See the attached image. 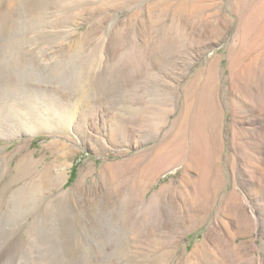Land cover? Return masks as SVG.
I'll return each mask as SVG.
<instances>
[{"label": "rangeland", "instance_id": "1", "mask_svg": "<svg viewBox=\"0 0 264 264\" xmlns=\"http://www.w3.org/2000/svg\"><path fill=\"white\" fill-rule=\"evenodd\" d=\"M0 198L16 264H264V0H0Z\"/></svg>", "mask_w": 264, "mask_h": 264}, {"label": "bare ground", "instance_id": "2", "mask_svg": "<svg viewBox=\"0 0 264 264\" xmlns=\"http://www.w3.org/2000/svg\"><path fill=\"white\" fill-rule=\"evenodd\" d=\"M208 70L209 69H207V71ZM76 90H77V95H79V97H81L83 101L82 102L83 105L77 108H78V111L80 112V117L84 121L86 120L87 116L91 114V111L94 110L92 106L94 102L92 98V88L89 82H87V80L81 79L80 82L77 84ZM54 103L58 105V108H60V110L56 111L53 108L54 113H51V116L49 117L51 121L54 123L55 127L57 126V127L64 128L68 121L74 120L73 118H74V114L76 113V106L72 104L70 105L69 100H66V97L55 98ZM52 145H54L55 148H58L62 146L63 144L60 142H53ZM33 159L34 158L29 155V152L25 151V153L20 154V156L16 160V166H15L16 178L13 179V181L4 183L3 190H6L7 186L19 184L18 189L15 190L16 192L24 190L27 194H30V196L31 195L37 196V198L43 200L44 202L49 201V202H55L57 204L60 201V198L52 199L50 196L47 195V193L51 189L56 188L60 182L65 181L67 166L65 165L63 167L62 166L60 167L59 163L57 162L55 164L56 170L54 171H51L50 169L51 167H50V168H45L41 170L39 173L38 172L34 173L33 172L34 170L32 171V166L34 164L32 163ZM54 162H56V160H53V163ZM32 174H34V176H32ZM30 175H31L30 180L24 183H21ZM75 197L76 196H72L71 201L74 202ZM8 198L9 200L11 199L10 197ZM14 242H15V239H14ZM16 248H17L16 243L8 242L7 244L3 245L2 248L0 249V264H16L18 262L16 261V258H17Z\"/></svg>", "mask_w": 264, "mask_h": 264}]
</instances>
